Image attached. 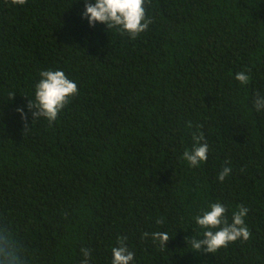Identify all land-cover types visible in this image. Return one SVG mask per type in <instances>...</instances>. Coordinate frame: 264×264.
Returning <instances> with one entry per match:
<instances>
[{
    "label": "trees",
    "instance_id": "trees-1",
    "mask_svg": "<svg viewBox=\"0 0 264 264\" xmlns=\"http://www.w3.org/2000/svg\"><path fill=\"white\" fill-rule=\"evenodd\" d=\"M145 9L152 23L133 40L90 26L85 0H0V228L27 264H79L81 247L90 264H111L122 236L132 264H264V111L252 103L264 94V0ZM48 70L78 93L55 122L32 125L28 99ZM197 131L209 151L191 167L183 153ZM216 202L229 223L248 209L250 238L194 253L195 217ZM157 231L169 234L163 249L142 235Z\"/></svg>",
    "mask_w": 264,
    "mask_h": 264
},
{
    "label": "clouds",
    "instance_id": "clouds-1",
    "mask_svg": "<svg viewBox=\"0 0 264 264\" xmlns=\"http://www.w3.org/2000/svg\"><path fill=\"white\" fill-rule=\"evenodd\" d=\"M12 5L23 6L27 0H8ZM83 17L88 19L90 26L97 23L106 25L107 29H115L121 35L127 34L131 39L148 30L152 20L147 18L145 0H85ZM40 80L35 85L34 101L28 99L27 108L32 113V125L40 118L46 119L49 124L55 122L59 114L69 104L71 98L78 93L75 81L70 80L63 71L48 70L39 73ZM235 79L243 86L249 82V75L238 72ZM15 97L10 94V100ZM253 107L257 112L264 111V94L257 93L253 99ZM17 112L25 121V132L29 130L27 115L22 108ZM191 127V125H189ZM199 127V126H198ZM193 144L190 150H185L183 159L191 166L198 167L207 160L209 151L202 132H193ZM231 167H224L218 174L223 182L231 173ZM209 210L203 211L195 217V223L203 229L202 238L188 237L186 243L191 244L194 253L214 254L221 248H226L237 240L247 241L250 231L245 224L248 209L243 205L232 213L229 223L227 209L220 202L212 203ZM162 221H157L161 223ZM144 239L151 237L153 242H159L163 249L170 240L167 232H145ZM127 236L118 237L116 246L111 249V264H132L134 252L127 246ZM81 259L79 264H90L92 250L87 247L80 248ZM0 264H27L22 245L16 241L6 228H0Z\"/></svg>",
    "mask_w": 264,
    "mask_h": 264
}]
</instances>
